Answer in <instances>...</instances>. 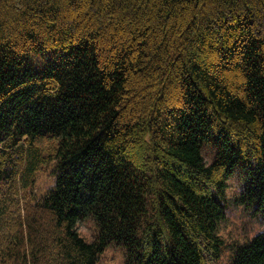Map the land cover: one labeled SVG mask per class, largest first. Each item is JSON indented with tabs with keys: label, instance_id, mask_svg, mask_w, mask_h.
Returning a JSON list of instances; mask_svg holds the SVG:
<instances>
[{
	"label": "trees",
	"instance_id": "trees-1",
	"mask_svg": "<svg viewBox=\"0 0 264 264\" xmlns=\"http://www.w3.org/2000/svg\"><path fill=\"white\" fill-rule=\"evenodd\" d=\"M234 173L264 222V0H0V264H217Z\"/></svg>",
	"mask_w": 264,
	"mask_h": 264
},
{
	"label": "rangeland",
	"instance_id": "rangeland-1",
	"mask_svg": "<svg viewBox=\"0 0 264 264\" xmlns=\"http://www.w3.org/2000/svg\"><path fill=\"white\" fill-rule=\"evenodd\" d=\"M210 150L207 149L204 157L210 161ZM234 173L227 181V200L226 204V217L219 226V234L223 238L224 248L223 253L217 264H225L229 257L230 244L234 241H243L250 239L254 234L263 228L264 222L260 217L255 216L251 211L242 206L235 205L232 198L234 194L238 193L241 182L235 177ZM35 183L31 189L32 195L37 197L45 192L50 186L53 185V176L51 174V166L43 170L36 178ZM94 226L90 220L81 221L78 224V231L83 238L90 241L94 236ZM98 264H125L124 249L117 244L111 243L99 256Z\"/></svg>",
	"mask_w": 264,
	"mask_h": 264
}]
</instances>
